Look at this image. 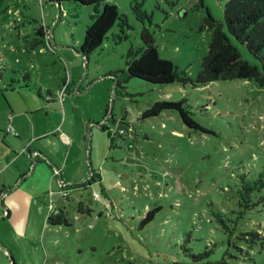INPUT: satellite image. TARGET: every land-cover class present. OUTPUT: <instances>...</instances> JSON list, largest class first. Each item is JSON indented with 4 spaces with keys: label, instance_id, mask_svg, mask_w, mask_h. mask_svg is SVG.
I'll return each mask as SVG.
<instances>
[{
    "label": "rangeland",
    "instance_id": "rangeland-1",
    "mask_svg": "<svg viewBox=\"0 0 264 264\" xmlns=\"http://www.w3.org/2000/svg\"><path fill=\"white\" fill-rule=\"evenodd\" d=\"M95 1H0V76L23 80L27 71L32 85L51 88L58 81L62 86L61 78L70 76L68 60L54 53L58 45H69L83 57L82 77L89 73L83 87L92 89L81 102L93 111L101 109L107 126L100 130L103 152L91 159L97 177H86L83 188H72L79 181L69 182L71 197L77 200L71 203L70 225H48L40 237L22 238L14 247L20 264H264V241L252 244L241 238L254 230L264 235V86L245 79L194 86L130 77L126 89L116 92L115 76L110 75L126 70L128 51L142 48L141 34L148 32L160 57L195 80L213 35L206 17L227 31L228 0ZM103 2L118 7L122 22L115 23L86 64L74 48L81 46ZM41 25L48 30L45 42L37 32ZM228 35L244 60L259 64L245 44ZM100 75L106 77L89 86ZM107 89L110 96L103 106ZM18 92L6 93L14 100V110L7 109L0 92V125L8 122L9 131L14 113L38 107L33 92L23 91L26 102ZM159 100H185L207 132L186 126L178 111L142 118ZM29 125L33 127L31 119ZM119 125L129 133L115 136ZM15 134L6 138L13 143ZM5 135L0 133V151H11ZM249 186L255 188L247 195ZM80 200L84 212L77 210ZM157 208L153 219L143 223L148 211ZM26 244L31 252L22 254ZM193 254L201 258L195 260Z\"/></svg>",
    "mask_w": 264,
    "mask_h": 264
},
{
    "label": "crops",
    "instance_id": "crops-1",
    "mask_svg": "<svg viewBox=\"0 0 264 264\" xmlns=\"http://www.w3.org/2000/svg\"><path fill=\"white\" fill-rule=\"evenodd\" d=\"M42 26L43 33L39 35L45 42L48 40V30ZM58 47L54 54L62 60H68L66 69L70 73V76L61 78L62 86L58 85V81L51 88H47L44 83H41L42 87L32 85V76L27 71L23 72V80L19 76H13L12 81L5 79V73L0 76V92L7 109L14 110V100L6 93L19 91L18 95L26 102L27 96L23 91L33 92L38 102L35 110L25 104L29 111L20 110L17 114L14 113L11 131L8 129V122L0 125V133L6 134L3 136L4 142L13 148L11 151H0V264H20L22 259L15 253L14 247H18L16 243L22 238L40 237L42 230L49 225L48 218L55 208L66 206L70 216L71 203L77 200L71 197L70 192L64 198L63 191L83 188L87 183L86 177H97L95 169H92L91 159L94 153L99 156L103 152L99 150V146H102V131L107 128L104 120L106 114L101 119V109L98 112L93 111L91 106H85L81 102L80 98L92 89L86 91L83 87L89 75L86 73L82 77L85 64L83 57L74 54L69 45ZM74 49L80 54L79 47ZM25 73L29 75L27 79L24 78ZM52 77L56 78L55 75ZM103 77L106 76L96 77L89 86ZM15 84H20V87L15 88ZM109 92L110 89L105 92L103 106L108 103ZM69 105L71 110L67 108ZM36 110L42 112L41 116L34 114ZM70 111L77 115L70 114ZM29 118L33 127L29 125ZM118 128H122V125ZM14 131L16 134L14 142L11 143L6 137ZM61 131L67 136L61 134ZM17 148L19 149L14 151ZM98 178L102 181L100 176ZM74 181L79 182L69 188V182ZM30 252L31 249L26 244L22 254Z\"/></svg>",
    "mask_w": 264,
    "mask_h": 264
},
{
    "label": "trees",
    "instance_id": "trees-1",
    "mask_svg": "<svg viewBox=\"0 0 264 264\" xmlns=\"http://www.w3.org/2000/svg\"><path fill=\"white\" fill-rule=\"evenodd\" d=\"M82 2L91 3L96 1L82 0ZM224 18L228 29L227 31L223 30L221 25L212 16L208 14L206 17V24L210 28H213V35L209 44L208 53L203 58L202 69L195 80L190 78L185 72L181 73L171 60L161 58L153 35L148 32H142L141 37L144 46L137 50L130 49L128 51L126 70L110 73L115 76V91L118 92L120 87L126 89L124 83L130 77H137L153 84H170L179 81L183 85L191 82L194 86L207 85L216 80L245 79L254 80L257 85L263 87L264 0H228L224 9ZM118 20L122 22L118 7L114 4L103 2L102 10L92 18V23L87 27L78 52L89 57L97 48L101 47L107 34ZM42 29L43 26L41 25L37 29L38 34L43 33ZM228 33L245 44L250 53L258 60L259 64L255 65L244 60L240 50L232 43ZM28 77V73H25L24 78L27 79ZM188 108L185 100H159L155 101L151 107L142 113V118L158 116L167 110L178 111L186 126L191 129H200L207 132L194 119L193 112ZM124 122L125 119H122V123ZM123 128H125L126 133H129L126 127ZM118 130L119 128L116 131ZM116 135L122 136L124 134L117 132L115 133ZM113 136L111 137L112 143L114 141ZM262 185H264V182H262ZM254 188L255 186H249L245 189L247 195ZM63 197L67 198L68 195ZM159 209L148 211L143 223L150 222L154 217V211H158ZM77 210L79 212L85 211V203L83 201L78 203ZM48 224L51 226L62 224L70 225L67 207L57 208V212H52L48 218ZM241 238L248 240L252 244L259 242L263 244L264 241V235L259 230L243 233L241 234ZM240 250L243 251L242 249ZM246 255H249L248 250L245 253ZM196 256V254H193L195 260L201 258Z\"/></svg>",
    "mask_w": 264,
    "mask_h": 264
},
{
    "label": "built area",
    "instance_id": "built-area-1",
    "mask_svg": "<svg viewBox=\"0 0 264 264\" xmlns=\"http://www.w3.org/2000/svg\"><path fill=\"white\" fill-rule=\"evenodd\" d=\"M47 44H49L50 45V43H47ZM51 46V45H50ZM108 120H109V118H108ZM107 120V121H108ZM119 133V134H125L126 133V131H125V128H119V130L118 131H115V133ZM69 190H65V191H63V196H67V195H69ZM94 196L95 197H99V193H97V192H95L94 193ZM55 208V207H54ZM53 212H57V208H55V210L53 211Z\"/></svg>",
    "mask_w": 264,
    "mask_h": 264
},
{
    "label": "water",
    "instance_id": "water-1",
    "mask_svg": "<svg viewBox=\"0 0 264 264\" xmlns=\"http://www.w3.org/2000/svg\"><path fill=\"white\" fill-rule=\"evenodd\" d=\"M86 59H87V57H86ZM87 212H89V209L87 208Z\"/></svg>",
    "mask_w": 264,
    "mask_h": 264
}]
</instances>
